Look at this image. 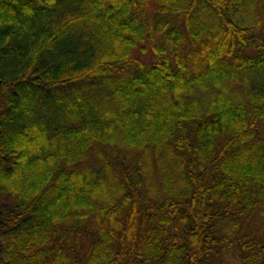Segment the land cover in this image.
I'll list each match as a JSON object with an SVG mask.
<instances>
[{"label":"trees","instance_id":"obj_1","mask_svg":"<svg viewBox=\"0 0 264 264\" xmlns=\"http://www.w3.org/2000/svg\"><path fill=\"white\" fill-rule=\"evenodd\" d=\"M263 12L0 0V264H264Z\"/></svg>","mask_w":264,"mask_h":264},{"label":"rangeland","instance_id":"obj_2","mask_svg":"<svg viewBox=\"0 0 264 264\" xmlns=\"http://www.w3.org/2000/svg\"><path fill=\"white\" fill-rule=\"evenodd\" d=\"M263 16H264V12H263ZM264 25V24H263ZM227 258H228V256H227ZM233 264H237L236 262H234Z\"/></svg>","mask_w":264,"mask_h":264}]
</instances>
